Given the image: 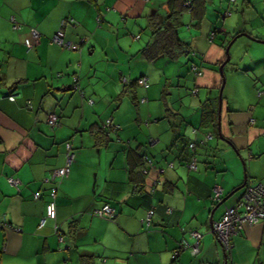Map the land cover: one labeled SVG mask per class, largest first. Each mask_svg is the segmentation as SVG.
Listing matches in <instances>:
<instances>
[{
	"label": "crops",
	"instance_id": "crops-1",
	"mask_svg": "<svg viewBox=\"0 0 264 264\" xmlns=\"http://www.w3.org/2000/svg\"><path fill=\"white\" fill-rule=\"evenodd\" d=\"M226 2L225 8L216 0L205 4V10L220 17L221 25L199 30L201 18L194 28L199 30L196 42L183 37L192 56L180 58L187 68L189 60L198 63L194 67L200 72L188 69L190 93L197 96L200 89L202 98L182 114L166 99L164 113L156 104L149 105L147 98L138 110L120 81L144 77L147 82L151 70L156 71L159 85L158 70L166 77L181 62L158 57L149 63L136 54L143 44L137 32L150 31L149 17L165 15L170 0H0V264H264V220L241 223L226 252L209 232L208 221L217 220L224 206L241 193L240 189L227 204V197L220 202L242 182L236 157L247 162V182L264 186L260 144L264 115L248 110L255 103L264 105V43L261 47L249 39L240 41L222 65L223 80L228 82L225 96H220V137L216 110L215 126L213 114L208 113L207 105L220 84L217 66L224 59L222 44L240 32L264 41L257 30L264 25L254 26L258 18L264 24V9L252 0ZM228 6L238 14L233 25H226V17L232 18ZM249 9L253 15L247 13ZM9 17L17 29H11ZM61 20L63 40L74 50L48 42ZM30 29L38 37L25 50L22 43ZM145 39L149 40L148 33ZM175 68L171 76L178 73ZM184 76L166 91L171 101L181 102ZM135 87L143 90L139 98L152 93L149 86ZM240 87L250 88L251 101L242 104L245 93ZM9 95L12 100L6 99ZM51 113L53 126L46 123ZM103 119H109L115 130L107 131L105 145H97L93 125ZM150 119L154 123L148 124ZM141 121L146 124L137 134L135 124ZM207 134L209 139L194 148L195 169H186L183 163L191 154L186 143L200 144ZM65 142L71 153L66 176L44 181L53 169L63 166ZM128 147H138L152 161L143 179L144 192L137 194L127 185ZM8 178L17 184L8 183ZM163 181L174 187L159 192ZM52 187L54 217L37 228ZM215 187L219 190L216 203L209 199ZM35 192L38 197L33 200ZM143 193L148 195L142 197ZM104 203L113 209L111 220L92 214ZM144 218L149 226L142 222ZM191 231L200 234L195 254L189 250L195 241Z\"/></svg>",
	"mask_w": 264,
	"mask_h": 264
},
{
	"label": "trees",
	"instance_id": "trees-1",
	"mask_svg": "<svg viewBox=\"0 0 264 264\" xmlns=\"http://www.w3.org/2000/svg\"><path fill=\"white\" fill-rule=\"evenodd\" d=\"M207 1L208 0H170V6L168 9V12L165 15H162L159 17L158 16L149 17V19H148V22H149L148 26L150 27V31H148L149 40L146 41L145 43H143L142 46L140 48H138V50L136 51V54L138 55V57L141 58L142 60H144L145 62L152 63L158 57H162L169 62H173V61L175 62L180 57L192 56V55H189L190 53H192V51L190 50L189 44L187 43L186 40H184L183 37H181L179 35V31H180L179 28L181 26H185V27L190 26V27L196 28L197 25L199 24L200 19L202 18L203 14H204L205 4L207 3ZM183 24H185V25H183ZM235 34H233V35H235ZM232 36H230V37H232ZM227 42L222 44V46L224 47ZM194 63H195L194 61L189 60V69L191 68V65H194ZM197 64L198 63H196L195 65H197ZM139 78H144V77H136L128 83H125V79L120 78V81L122 84V90L127 92L128 96H129V101L132 104H135V102L137 101L135 96L133 95L135 85L142 86V85H139L136 83V80ZM146 86H147V82L145 79V85L142 87H146ZM145 101H146L145 98H139L138 99L139 103H143ZM208 101H211V100H208ZM207 107H209L208 113L213 114L214 118H213L212 122H213V125L215 126L216 97H214L212 99V102H209ZM163 110H164V106H163ZM202 113H205V112L202 111ZM203 116H204V118H209L208 115H203ZM104 121H105V119L99 121L98 125H93V137H94L95 144H97V145H105L109 141V138L107 137V135H108L107 131H114L115 130V127H114V129H111L109 127H105L103 125ZM207 139L205 137L202 141L199 142L200 144H196V142H194V141L190 142V144H192V147L190 150L191 154H190V157L188 159H186V161L183 163V165H185L186 169H188L190 171H193L195 169V164L197 161H196V157H195V153H194V148L196 146L202 145L204 143V141ZM188 144L189 143L187 142L186 143L187 148H188ZM191 159H193L194 169H189L187 167V164L189 162H191ZM151 162L152 161L148 158L147 154L144 153L143 151L138 150V147L131 148V149H129V147L126 148V150H125V165H126V170H127V185L129 187V189H131L130 192L132 194L144 192L143 179L147 175L148 169L151 167L150 166ZM163 183H166L167 185L164 187ZM246 183H247V180L245 179L243 186ZM243 186L241 187V191H242ZM173 187H174L173 183L163 181L161 183L159 192L162 191L165 193L166 191L171 190ZM150 191H151V193L154 192L153 190H150ZM146 195H148V193H143L142 197H144ZM212 195H213V193L211 194V196L209 198V199H211V202H214V203L218 202L219 201V194H218L216 200H214L212 198ZM50 199L53 202V197ZM236 199H238V198H236ZM33 200H35V199H33ZM232 203L230 205H227L224 207L231 206ZM102 206H107L110 209L109 217L98 216L95 214V211L100 210ZM53 211H54V205H53ZM149 212L151 213V211H149ZM43 214H44V211H43ZM92 214H93V216L100 218V219L111 220L113 217V209L108 204L104 203L99 208L94 209ZM53 217H54V214H53ZM141 220L143 223L145 222V224H148V226H149V220L148 219L146 220V218H144ZM262 220H264V216L260 221H262ZM71 225H72V223H69L67 225V228H69V233H71V228H70ZM57 230H59V229H57ZM58 234H61V233L58 232ZM212 235L214 237V234H212Z\"/></svg>",
	"mask_w": 264,
	"mask_h": 264
},
{
	"label": "built area",
	"instance_id": "built-area-1",
	"mask_svg": "<svg viewBox=\"0 0 264 264\" xmlns=\"http://www.w3.org/2000/svg\"><path fill=\"white\" fill-rule=\"evenodd\" d=\"M230 2L234 0H228ZM9 23L11 29H17L18 24L14 21L12 17H9ZM64 25V21L61 20L58 28L51 34L48 38V42L54 44L58 47L74 50L75 46L65 42L63 40V32L62 27ZM38 37L37 32L34 29L29 30V37L23 39V46L25 50H29L32 48V42L35 41ZM192 70H195V74H199L200 72L191 65ZM136 83L139 85H145V79L139 78L136 80ZM260 94L257 91V96ZM7 100H12L13 97L11 95L6 97ZM90 102V101H88ZM46 123L49 126H53L55 124V116L51 113L47 115ZM105 127H109L114 129V126L110 124L109 119H105L104 124ZM206 138L210 137V134L205 135ZM64 163L63 166L53 169L50 172L48 178H45L44 181H54L55 178L60 179L61 177L66 176L68 171V165L71 160V153H70V145L68 142L64 144ZM192 144H188V148L191 149ZM189 169H194L193 159L191 162L187 164ZM7 182L16 185L17 181L14 179H7ZM54 187L50 189L49 196L50 198L53 197ZM219 194V190L215 187L213 188V195L212 198L214 200L217 199ZM38 194L35 192L32 194V198L36 199ZM110 209L107 206H102L100 210H96L95 214L98 216H105L109 217ZM169 212V210H167ZM53 202L52 200H48L44 205V214L43 217L37 223V228H40L43 225L45 219H52L53 218ZM264 216V186L257 182H247L242 191L231 206L224 207L223 212L218 220L212 221L209 227V232L214 234V238L217 240L219 245L221 246L222 250L225 252L230 247V237L233 236L237 230L240 228L241 223L252 224L260 221ZM53 233L56 236L57 241L61 240V234H58L57 226L54 225ZM190 235L195 239L194 243L189 247L190 253L195 254L197 253V241L200 237V234L196 231H191ZM187 245H184L183 248H186Z\"/></svg>",
	"mask_w": 264,
	"mask_h": 264
},
{
	"label": "rangeland",
	"instance_id": "rangeland-1",
	"mask_svg": "<svg viewBox=\"0 0 264 264\" xmlns=\"http://www.w3.org/2000/svg\"><path fill=\"white\" fill-rule=\"evenodd\" d=\"M216 1H218V3L223 7V8H225L226 6H227V2H226V0H216ZM253 2H255V4L257 5V6H261L263 9H264V0H252ZM227 8H229V6L227 7ZM254 9H255V7H253ZM210 9V8H209ZM210 10H212V9H210ZM206 12L204 13V15H203V17H202V21L200 22V28H199V30L201 29H203L206 25H221V21H220V17L218 16H214V14L213 13H211V12H209L208 10H205ZM209 12V13H208ZM229 12H231V15H232V18H230V20H228V17H226V19H225V21H226V23H228V24H226V25H233L234 24V21H233V19H236V17H237V20H239V18H238V14H237V12H235L236 14H234L233 13V10H231L230 8H229ZM247 13H249V14H251V15H253L252 14V11L249 9L248 10V12ZM215 17V18H214ZM234 17V18H233ZM257 19V18H256ZM258 19H260L261 21H262V19L261 18H258ZM187 20V19H186ZM257 21L256 20V22H255V20L254 19H252V21L253 22H255L254 23V26L255 25H264V24H262L261 23V21ZM230 21V22H229ZM239 22V21H238ZM249 24L250 25H253L252 23H251V20H250V22H249ZM183 25H185V24H183ZM237 25H240V23H238ZM180 31H179V35L181 36V37H184V38H186L187 40L188 39H193L192 41L194 42L195 40L194 39H196V37H197V34H198V32H199V30L198 31H196L193 27H191V28H187V27H185V26H181L180 28ZM257 30L259 31V33L260 34H263L264 35V28H260L259 26L257 27ZM147 33H148V31H146V30H141V31H138L137 32V35L139 36V38H140V43H145V41L144 40H146L145 39V35H147ZM225 37V36H224ZM227 37V36H226ZM245 39H249V38H247V37H245V36H238L231 44H230V46H229V48H228V56H229V58H230V54L231 53H233V50L235 49V47H237L238 45V43L240 42V41H246ZM249 40H251V39H249ZM249 40H247V41H249ZM252 41V40H251ZM196 42V41H195ZM253 45H258V46H261V47H263V45H261L260 43H257V42H255V41H253V42H251ZM242 54H243V47H242ZM181 59V58H180ZM184 59V58H183ZM183 59H181V62L180 63H178L177 64V67L175 68L174 67V64H169V66L170 67H174L175 68V70L178 72V73H175L173 76H171V73H172V70L174 69H172L171 71H169L168 70V72H167V74L168 75H166L165 74V76L166 77H163V76H161V70H158V73L160 74V81H158V82H161V84L159 83V85H158V83L157 82H155V79L157 78L156 76H155V72L156 71H151V70H149L148 72V77L151 75V77L150 78H148L149 80L147 81V86H149L150 87V89H151V91H152V93L150 94V96H148V97H146L145 95H143L144 96V98L146 99L147 98V101H148V103H149V105H155L154 107L156 108V107H158L159 109H160V112H163V106H164V99H166V102H170L172 105H169V106H171L172 108H175V109H179V111L182 113V114H185L186 112H190V109H191V106H193V105H197V103H198V100H200L201 98H202V92H201V90L199 89L198 91H199V94L197 95V96H194L192 93H190V87H191V81L189 82L188 80H186V78L189 76L190 77V72H189V64H188V68H187V66H186V62H183L184 60ZM244 62L247 60V55H245L244 56ZM189 69V70H188ZM221 71H222V69H221ZM261 71V70H260ZM170 72V73H169ZM180 72V73H179ZM226 72V70L225 71H223L222 72V74H223V76H224V74H226L225 73ZM184 76V81H185V83H184V87H183V89H181V88H179V96L181 97V99H180V101L181 102H179V101H171L172 100V96L171 95H168V93L166 92V91H168L169 89H170V86H173L174 85V83H175V81H176V79L178 80L181 76ZM167 76H170V78L169 77H167ZM225 78V77H224ZM261 78H264V75H261ZM172 81V82H171ZM239 80H235V82H238ZM162 82H163V85H162ZM227 82L228 81H226L225 79H224V89H222L221 90V97L223 96H225L224 94L226 93V87H227ZM158 85V86H157ZM160 85H162V86H160ZM240 89L242 90V92H244L245 94H243V95H241L242 96V104H245L244 103V101H245V99H249L250 98V101H251V97H253L254 96V94H253V92L252 93H250V88L248 89V88H243V87H240ZM236 91V93L238 92H240L241 93V91L238 89L237 90V88H235L234 89V92ZM143 92V90L141 89V88H138V87H134V91H133V95L135 96V98H136V102H135V106H137L138 107V110L140 109V107L142 106V104H140L139 102H138V98H139V96H140V94ZM248 93V94H247ZM251 94H252V96H251ZM243 96H245V97H243ZM253 99V102L255 101V98H252ZM146 103V102H145ZM180 103H182V106H181V104ZM163 104V105H162ZM157 108V109H158ZM243 109L244 108H247L245 105H244V107H242ZM251 108H254V112L255 113H259V114H262V115H264V105H262L261 103L260 104H257V103H255V104H253L252 105V107H248V110H250ZM104 108H102V110H103ZM189 109V110H188ZM164 112H165V110H164ZM163 112V113H164ZM169 118H171V117H169ZM147 120V119H146ZM163 121V123H164V120H162ZM142 123H140V125H136L135 124V131H136V133L138 134L139 133V131L141 130V129H143V124H146V123H143V121H141ZM152 123H154L153 121H152V119H150L149 120V123L148 124H152ZM141 134V133H140ZM143 134H145L144 133V130H143V132H142V134H141V136H143ZM110 138H112L111 136H112V134L110 133ZM216 137V136H215ZM209 139V138H208ZM216 138H214V140H215ZM261 144V146H262V148H264V141L263 142H261L260 143ZM148 145H150V144H148ZM237 158V168H238V171H239V173H240V177L242 178L243 177V175H245V173H246V161H245V158H244V160H243V162H242V160L241 159H243L242 157H236ZM241 158V159H240ZM230 171V170H229ZM241 189V188H240ZM240 189L239 190H237L236 192H234L233 194H231L229 197H227L226 199H225V204H227V203H229L231 200H233V199H235L236 198V196H237V194H238V192L240 191Z\"/></svg>",
	"mask_w": 264,
	"mask_h": 264
},
{
	"label": "water",
	"instance_id": "water-1",
	"mask_svg": "<svg viewBox=\"0 0 264 264\" xmlns=\"http://www.w3.org/2000/svg\"><path fill=\"white\" fill-rule=\"evenodd\" d=\"M238 36H245L249 39H251L252 41H256V42H259V43H264V41L262 40H258V39H255V38H251L248 34L244 33V32H240V33H237L235 35H233L229 40L228 42L225 44V46L223 47V52H224V59L218 64L217 66V73L219 74L220 76V84L217 88V95H216V134L218 137L219 136V131H218V114H219V105H220V96H221V90H222V86H223V74H222V71H221V68H222V65H224L227 61H228V48L230 46V44L238 37ZM221 140H223L224 142H226L223 138H220ZM245 181V175H243L242 177V182L241 184H239L238 186H236L235 188H233L223 199H221L220 202H222L226 197L230 196L231 194H233L234 192H236L237 190H239L242 186H243V183ZM209 225L211 224V221L209 220L208 221ZM224 264V262L222 263Z\"/></svg>",
	"mask_w": 264,
	"mask_h": 264
}]
</instances>
